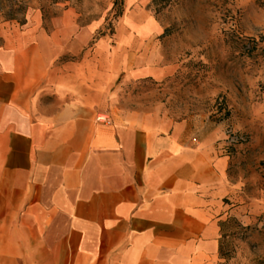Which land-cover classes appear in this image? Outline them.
Wrapping results in <instances>:
<instances>
[{
  "label": "crops",
  "instance_id": "crops-1",
  "mask_svg": "<svg viewBox=\"0 0 264 264\" xmlns=\"http://www.w3.org/2000/svg\"><path fill=\"white\" fill-rule=\"evenodd\" d=\"M60 33L1 36L0 264H220L222 131L122 108L123 72L175 70L133 31L114 53Z\"/></svg>",
  "mask_w": 264,
  "mask_h": 264
},
{
  "label": "rangeland",
  "instance_id": "rangeland-1",
  "mask_svg": "<svg viewBox=\"0 0 264 264\" xmlns=\"http://www.w3.org/2000/svg\"><path fill=\"white\" fill-rule=\"evenodd\" d=\"M36 21L86 35L77 52L98 51L102 40L114 53L133 31L175 67L161 79L123 72L121 106L222 131L229 162L213 215L220 264H264V0H0V41Z\"/></svg>",
  "mask_w": 264,
  "mask_h": 264
},
{
  "label": "trees",
  "instance_id": "trees-1",
  "mask_svg": "<svg viewBox=\"0 0 264 264\" xmlns=\"http://www.w3.org/2000/svg\"><path fill=\"white\" fill-rule=\"evenodd\" d=\"M119 13H121V11H119ZM45 29H46V27H45ZM219 250H220V248H219ZM225 264H229V263L226 262Z\"/></svg>",
  "mask_w": 264,
  "mask_h": 264
}]
</instances>
